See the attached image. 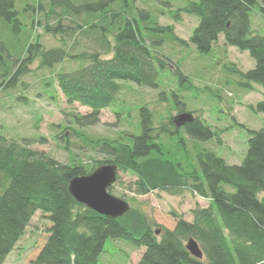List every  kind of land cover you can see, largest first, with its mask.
<instances>
[{
  "label": "trees",
  "instance_id": "1",
  "mask_svg": "<svg viewBox=\"0 0 264 264\" xmlns=\"http://www.w3.org/2000/svg\"><path fill=\"white\" fill-rule=\"evenodd\" d=\"M118 1L48 0L49 14L45 17L54 15L56 19L40 27L44 33L60 37V46L46 49L33 38L34 17L30 20L31 33L22 37L16 0H0V30L13 34L14 49L19 48V53H14L0 39V90L13 88L17 78L26 75L35 61L42 68H51L68 58L84 60L87 64L79 69L57 73L56 82L67 104L77 103L90 111L76 116L74 124L92 126L98 123L103 110L115 106L120 82L157 88L161 73L176 75L180 85L188 82L179 63L154 51V47L165 42L190 43L200 54H209L220 36L224 45L248 52L255 62V67L245 73L233 68L241 85L248 90H253L252 83L264 88V32L253 33L250 22L253 11L258 13L255 17L264 18L260 1L190 2L174 16L198 18L188 42L175 34L173 25L155 24L148 28L152 33H142L136 20L120 12ZM35 2L32 10L37 14L43 6L40 0ZM139 13L141 18H149L144 11ZM68 16L79 20L72 19L67 26L64 21ZM75 36L78 39L70 40L71 45L65 48L67 39L61 37ZM79 40L113 55L101 58L100 52L85 49L75 54L71 51L79 47ZM17 99L25 100L20 95ZM249 109L263 115V126L256 131L237 124L248 135L247 150L239 165L227 164L210 150L198 151L194 162L182 132L203 141L214 137L218 141L220 137L201 117L183 109L178 114H192V120L177 128L173 117L168 124L172 131H168L163 124L155 127L153 114L147 105L142 106L139 133L128 135L127 141L123 137H92L75 128L58 126L62 128L61 136L72 132L85 146L111 157L97 162L98 166L113 163L118 171L135 176L131 189L135 196L155 191L177 195L187 190L208 201L207 207L193 210L191 221L174 214V228L163 229L160 237L155 234V225L133 206L122 217L113 219L74 200L68 192L69 181L94 167L38 158L22 147L4 148L5 137L0 131V264L15 249L36 211L48 214L52 226L26 264H98L109 238L123 240L133 249L143 248L137 264H264V101ZM175 136L176 142L170 143L168 139ZM66 144L64 148L68 149ZM183 156L191 159V164L184 163ZM188 238L198 243L202 260L186 250Z\"/></svg>",
  "mask_w": 264,
  "mask_h": 264
},
{
  "label": "rangeland",
  "instance_id": "2",
  "mask_svg": "<svg viewBox=\"0 0 264 264\" xmlns=\"http://www.w3.org/2000/svg\"><path fill=\"white\" fill-rule=\"evenodd\" d=\"M198 1L200 0H119L117 4L123 15L138 22L142 33H152L148 28L155 24L173 25L175 34L188 42L198 24V18L184 14H181L179 19L174 16L190 2ZM258 1L264 6V0ZM40 2L43 10L34 14L32 8L35 6V0H16L15 9L22 25V37L31 33L30 20L34 17V40L37 38L46 49L58 47L60 44L57 38L60 37L48 35L40 27V24L44 25L46 21L53 24L56 19L54 15L45 17L49 14L48 0ZM141 11L147 13L149 18H141ZM256 14L257 11L250 14L251 29L253 33L261 34L264 32V18L255 17ZM72 19L76 22L79 20L68 16L64 21L65 25L69 26ZM12 36L14 35L0 30V39L7 43L12 52L19 53L18 47L14 49L16 42L12 41ZM73 38L78 39V36L61 37L67 39L64 42L65 48L71 45ZM79 42V47L75 51L70 50L71 52L77 54L84 49L90 53L97 51L100 52L101 58L106 59L113 55L111 52L100 51L86 41ZM154 51L164 54L173 62H178L188 77V82L180 85L177 76L169 73L159 75L157 88L120 82L121 92L115 98V106L103 110L98 123L92 126L74 124L76 116H85L90 111L77 103L67 104L56 82L57 73L79 69L87 62L68 58L51 68H42L39 61L33 62L28 67V73L17 78L13 88L0 90V131L5 137L3 147L16 150L22 147L34 152L38 158L49 157L60 164L80 163L87 168H96L97 162L108 161L111 157L85 146L72 132L68 131L65 137L61 136L62 128H75L92 137H123L127 141L128 135L139 133V111L142 106L147 105L153 114L155 127L163 124L166 130L172 131L168 125L169 120L178 114L177 111L183 109L201 117L219 133L218 141L216 137L203 141L181 133L188 154L194 162L198 151L210 150L229 165L241 164L247 150L246 130L257 131L263 126V115L252 112L249 107L264 101V88L252 83L253 90L245 89L233 71L234 68L245 73L255 67V62L248 52L227 47L222 36L209 54H200L190 43L181 45L176 42H165L154 47ZM19 95L24 96L25 100H18ZM237 124H242L246 130ZM41 137L43 142L39 141ZM176 140V136L168 139L170 143H175ZM65 143L68 144V149L64 148ZM182 159L184 163L191 164V159L184 156ZM135 181L136 177L132 174L118 171L117 180L108 192L144 213L149 222L155 225L154 230L159 231L157 237H160L163 229L174 228V214L191 221L193 210L208 206L207 200L187 190L177 195L155 191L148 195L135 196L131 192ZM51 226L48 214L36 211L28 230L5 264H26L32 252L49 235ZM143 251V248L133 249L123 240L109 238L98 258V264H137Z\"/></svg>",
  "mask_w": 264,
  "mask_h": 264
},
{
  "label": "water",
  "instance_id": "3",
  "mask_svg": "<svg viewBox=\"0 0 264 264\" xmlns=\"http://www.w3.org/2000/svg\"><path fill=\"white\" fill-rule=\"evenodd\" d=\"M192 114H179L173 118V124L179 128L192 120ZM118 168L113 163L103 164L89 174L71 179L68 183V192L74 200L85 208L109 218H120L130 209L123 199L109 194L108 188L117 180ZM159 234V231L155 233ZM185 248L190 256L197 260L203 259V253L193 238H188Z\"/></svg>",
  "mask_w": 264,
  "mask_h": 264
},
{
  "label": "crops",
  "instance_id": "4",
  "mask_svg": "<svg viewBox=\"0 0 264 264\" xmlns=\"http://www.w3.org/2000/svg\"><path fill=\"white\" fill-rule=\"evenodd\" d=\"M29 224H30V223H29ZM28 226H29V225H28ZM27 230H28V227L26 228L25 233H26ZM25 233H24V235H25ZM24 235H23V236H24ZM22 238H23V237H22ZM22 238H21V239H22ZM20 241H21V240H20ZM20 241L18 242V244L20 243ZM18 244H17V245H18ZM16 248H17V246L15 247V249H16ZM15 249H14V250H15ZM14 250L8 255V257L6 258L5 261H7V259H8V258L10 257V255L14 252ZM3 264H5V262H4Z\"/></svg>",
  "mask_w": 264,
  "mask_h": 264
}]
</instances>
